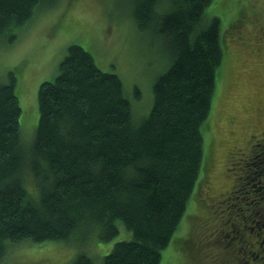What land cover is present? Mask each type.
Wrapping results in <instances>:
<instances>
[{
	"label": "trees",
	"instance_id": "obj_1",
	"mask_svg": "<svg viewBox=\"0 0 264 264\" xmlns=\"http://www.w3.org/2000/svg\"><path fill=\"white\" fill-rule=\"evenodd\" d=\"M41 1L0 0V38L6 34L13 41L14 31ZM136 1V23L153 27L168 61L153 81L152 106L139 119L120 77L101 70L78 44L67 47L56 76L39 84V118L28 144L22 138L15 72L0 81V259L25 239L72 240L77 230L95 231L108 241L119 233V220L131 236L117 240L98 264H160L193 189H203L209 162L199 182L201 126L208 120L223 57L219 18L202 21L211 0ZM246 135L248 148L228 150L227 159L236 160L239 151L245 160L238 176L250 186L249 204L238 198V214H227L239 238L243 233L249 239L245 248L235 240L228 249L237 264H264V179L257 177L264 163L244 164L251 156L264 157V129ZM224 194L230 204L240 192ZM187 242L196 248L195 241ZM66 264L96 262L77 247Z\"/></svg>",
	"mask_w": 264,
	"mask_h": 264
},
{
	"label": "rangeland",
	"instance_id": "obj_2",
	"mask_svg": "<svg viewBox=\"0 0 264 264\" xmlns=\"http://www.w3.org/2000/svg\"><path fill=\"white\" fill-rule=\"evenodd\" d=\"M136 4V0H42L33 16L14 31L13 41H8L6 34L0 38V81L7 82L9 71L15 72L20 126L26 144L39 118V84L56 76L70 44L82 46L101 70L120 77L135 119L148 113L153 81L168 61L153 27L142 29L136 23ZM215 17L220 21L223 57L216 70L208 120L201 126L203 169L198 181L204 177L207 159L208 172L202 179L203 189L198 185L193 189L160 264H237L229 245H225L226 235L231 237V227H217L230 222L232 225L228 214H238V198L249 204L250 186L245 188L242 175L238 176L245 169V160L241 161L238 151L236 160L229 161L227 151L246 150L251 144L246 139L247 132L264 129V0H211L202 21L206 24ZM237 139L241 141L235 143ZM252 157L244 163L247 168L256 163L258 155ZM259 177L264 179V174ZM30 186L29 190L35 192ZM229 190L240 195L226 204L222 195ZM222 214L225 216L219 218ZM117 225L119 233L108 241L99 240L95 231L81 230L72 240L38 243L25 239L11 247L0 264H66L77 247L98 264L117 240L131 236L121 221ZM187 239L195 241L196 248ZM91 243L89 252L84 250Z\"/></svg>",
	"mask_w": 264,
	"mask_h": 264
},
{
	"label": "flooded vegetation",
	"instance_id": "obj_3",
	"mask_svg": "<svg viewBox=\"0 0 264 264\" xmlns=\"http://www.w3.org/2000/svg\"><path fill=\"white\" fill-rule=\"evenodd\" d=\"M257 145H261V144H257ZM261 146H264V144L262 143V145ZM253 148H254V146H253ZM264 163V157L262 158L261 156L260 157H257L256 158V163L255 164H252V165H254V166H256V167H258L260 164L262 165ZM260 165V166H261ZM260 168V167H259ZM264 174V168H261L260 170H259V172H258V174H257V177L258 178H260L259 176L260 175H263ZM252 186H255V184H253ZM249 192V190L247 191V193ZM261 194V193H260ZM246 197V196H245ZM262 197V196H261ZM232 227H231V237H230V234H228V235H226L227 237H228V240H227V244L228 245H230L233 241H237V242H242V245L240 246V247H242V248H245V244H246V242H248V239H249V237L247 236V238L248 239H243V237H244V234L242 233L241 234V236H242V239H240L239 238V236H238V233H237V226L235 225V223H232V225H231ZM243 228H246L245 226H243ZM238 232H239V230H238ZM233 234V235H232Z\"/></svg>",
	"mask_w": 264,
	"mask_h": 264
}]
</instances>
